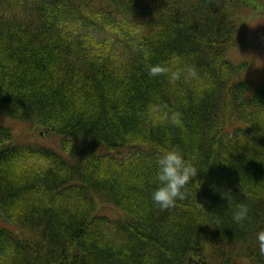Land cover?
I'll return each mask as SVG.
<instances>
[{
	"label": "trees",
	"instance_id": "obj_1",
	"mask_svg": "<svg viewBox=\"0 0 264 264\" xmlns=\"http://www.w3.org/2000/svg\"><path fill=\"white\" fill-rule=\"evenodd\" d=\"M257 23L264 0H0V117L27 130L0 122V264H264V67L233 61ZM169 148L198 173L161 209Z\"/></svg>",
	"mask_w": 264,
	"mask_h": 264
},
{
	"label": "clouds",
	"instance_id": "obj_2",
	"mask_svg": "<svg viewBox=\"0 0 264 264\" xmlns=\"http://www.w3.org/2000/svg\"><path fill=\"white\" fill-rule=\"evenodd\" d=\"M147 71L150 76L156 77L168 74L170 69L162 65H149ZM189 74L195 77V70L190 69ZM175 78L176 74L172 73L171 79ZM197 173L193 163L177 148L162 150L155 160L154 183L156 187L151 193L153 204L161 209L174 207L177 200L185 199L186 186L190 185L189 181ZM248 215V206L239 203L232 212V220L237 225H242L247 221ZM256 243L259 254L264 255V229L256 233Z\"/></svg>",
	"mask_w": 264,
	"mask_h": 264
},
{
	"label": "rangeland",
	"instance_id": "obj_3",
	"mask_svg": "<svg viewBox=\"0 0 264 264\" xmlns=\"http://www.w3.org/2000/svg\"><path fill=\"white\" fill-rule=\"evenodd\" d=\"M256 28H259L257 30V32L254 30ZM261 28H262V26H260L258 23L251 25L250 31L248 33L250 35L251 39L257 38L259 33L260 34L264 33V31H261ZM261 36L264 37V35H262V34H261ZM243 59L250 60L252 68L261 69L264 67V51H256L255 49H252L250 47L246 50L238 51L235 54V58L233 61L238 62V61L243 60ZM0 122L13 125L14 130L18 131V133L20 132L21 134H25L27 132V130L25 131V129H24L25 127L23 125L21 126L20 123L14 122V120H12V119L0 117ZM34 132H35L34 130H31L29 132V134L35 135Z\"/></svg>",
	"mask_w": 264,
	"mask_h": 264
}]
</instances>
